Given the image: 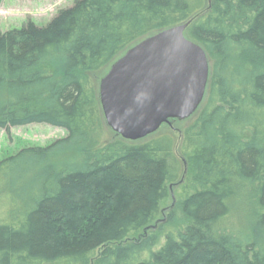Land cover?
<instances>
[{"label": "trees", "instance_id": "16d2710c", "mask_svg": "<svg viewBox=\"0 0 264 264\" xmlns=\"http://www.w3.org/2000/svg\"><path fill=\"white\" fill-rule=\"evenodd\" d=\"M186 21L209 92L179 153L169 132L113 135L96 81ZM32 123L66 135L0 160V188L28 193L0 203V264H264V0H74L45 25L0 29V128ZM185 169L178 227L152 248L144 233Z\"/></svg>", "mask_w": 264, "mask_h": 264}, {"label": "water", "instance_id": "95a60500", "mask_svg": "<svg viewBox=\"0 0 264 264\" xmlns=\"http://www.w3.org/2000/svg\"><path fill=\"white\" fill-rule=\"evenodd\" d=\"M190 21L158 31L128 48L99 80L106 125L127 140L191 116L209 76L207 55L185 35Z\"/></svg>", "mask_w": 264, "mask_h": 264}, {"label": "rangeland", "instance_id": "374dc122", "mask_svg": "<svg viewBox=\"0 0 264 264\" xmlns=\"http://www.w3.org/2000/svg\"><path fill=\"white\" fill-rule=\"evenodd\" d=\"M73 1L74 0H2L0 5V29L5 31L9 28L20 27L24 22H26L27 19H31L39 26L45 25L56 14V12L60 8L71 6L73 4ZM105 69L108 71L109 67ZM105 69L104 71H106ZM209 72H210V66H209ZM99 80L100 79L96 81L97 88L99 85ZM208 92L209 91H207L206 88L203 99L192 116H189L182 120L170 119L169 123H163L159 127V129L156 132H154L155 134L162 132L172 133L176 140L175 143L176 154L179 153L180 141L183 138L182 132L187 128L191 129L192 124L195 118L197 117L198 112L200 111L201 107L204 106L206 103ZM110 132L112 133L113 131L111 130ZM65 135H66L65 129L43 123H32L22 127H13L9 130V132H6L4 129L0 128V160L17 152L22 147H27V146L43 147L52 143L55 139L62 138ZM45 170L46 169L43 168L40 171L39 176L44 175ZM28 174H32V172L26 173L25 175L26 180H28L29 178ZM186 176H187V171L185 169L182 178L176 184L170 187V195L163 205V209H162L163 214H161L159 220L156 223H154L151 231L144 233V235L147 234V236H149L150 238H155V237L157 238V244L153 245L152 248H157L159 244H161L164 241V234L166 232L170 230H174L178 227V217H177V208H176L177 202L181 197H183L186 193H188L191 190L190 185L186 182ZM31 180L35 181L36 178ZM22 182L23 181H18L16 183V181H13L12 183L15 184L14 188H16L13 190L8 187H1L0 203L2 202V200L7 201L9 199L11 201L12 197L14 198V195L16 196L17 201H21L23 199L22 198L23 196L28 195V193L22 192L23 188H25L24 186L25 184H23ZM30 183H32V181H30ZM31 187H34V184ZM18 192L23 196L22 197L18 196ZM3 209L4 207L0 206V218H3L2 216L3 213L1 212V210ZM170 213H173L172 217H170L169 215ZM231 219L235 227H238V229L242 227V225H239L241 219L240 220L239 218L236 219L235 216L233 218L231 217ZM243 221L244 219L241 222L242 224L244 223ZM247 224L251 225L250 220H247ZM126 243L127 242L124 241L120 243L118 246L121 245L123 246ZM100 253H101V249H98L96 251V254L93 256V260H98L100 258L99 255ZM95 262L96 261L91 262L89 264H94Z\"/></svg>", "mask_w": 264, "mask_h": 264}, {"label": "flooded vegetation", "instance_id": "af4514ba", "mask_svg": "<svg viewBox=\"0 0 264 264\" xmlns=\"http://www.w3.org/2000/svg\"><path fill=\"white\" fill-rule=\"evenodd\" d=\"M172 120H175V119H172Z\"/></svg>", "mask_w": 264, "mask_h": 264}]
</instances>
